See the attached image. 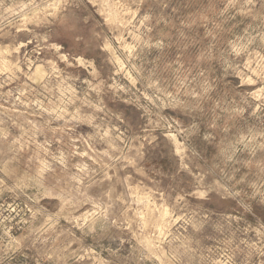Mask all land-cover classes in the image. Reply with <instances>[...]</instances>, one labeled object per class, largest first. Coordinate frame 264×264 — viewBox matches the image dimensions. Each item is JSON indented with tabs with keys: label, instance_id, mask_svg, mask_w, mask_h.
<instances>
[{
	"label": "rangeland",
	"instance_id": "rangeland-1",
	"mask_svg": "<svg viewBox=\"0 0 264 264\" xmlns=\"http://www.w3.org/2000/svg\"><path fill=\"white\" fill-rule=\"evenodd\" d=\"M0 264H264V0H0Z\"/></svg>",
	"mask_w": 264,
	"mask_h": 264
},
{
	"label": "bare ground",
	"instance_id": "bare-ground-1",
	"mask_svg": "<svg viewBox=\"0 0 264 264\" xmlns=\"http://www.w3.org/2000/svg\"><path fill=\"white\" fill-rule=\"evenodd\" d=\"M167 212V211H166ZM168 214V213H167ZM163 215V214H162Z\"/></svg>",
	"mask_w": 264,
	"mask_h": 264
}]
</instances>
